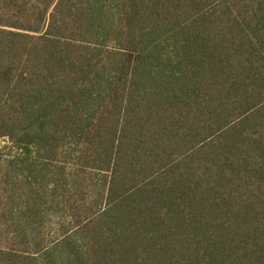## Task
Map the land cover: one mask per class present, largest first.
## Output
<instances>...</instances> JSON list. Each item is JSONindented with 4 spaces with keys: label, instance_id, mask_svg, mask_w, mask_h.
Returning a JSON list of instances; mask_svg holds the SVG:
<instances>
[{
    "label": "trees",
    "instance_id": "trees-1",
    "mask_svg": "<svg viewBox=\"0 0 264 264\" xmlns=\"http://www.w3.org/2000/svg\"><path fill=\"white\" fill-rule=\"evenodd\" d=\"M0 264H264V0H0Z\"/></svg>",
    "mask_w": 264,
    "mask_h": 264
},
{
    "label": "rangeland",
    "instance_id": "rangeland-1",
    "mask_svg": "<svg viewBox=\"0 0 264 264\" xmlns=\"http://www.w3.org/2000/svg\"><path fill=\"white\" fill-rule=\"evenodd\" d=\"M4 152H5V154H6V153H8V152H9V150H6V151H4ZM51 232H52V237H54L55 230H54V229H51Z\"/></svg>",
    "mask_w": 264,
    "mask_h": 264
}]
</instances>
